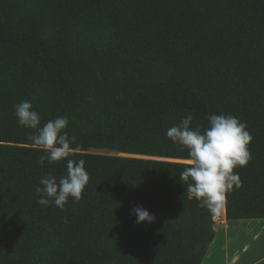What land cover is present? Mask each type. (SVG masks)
Wrapping results in <instances>:
<instances>
[{
    "label": "trees",
    "instance_id": "trees-1",
    "mask_svg": "<svg viewBox=\"0 0 264 264\" xmlns=\"http://www.w3.org/2000/svg\"><path fill=\"white\" fill-rule=\"evenodd\" d=\"M22 101L41 127L67 116L85 161L62 210L37 203L66 163H38ZM188 114L247 126L225 217L264 221V0H0V264H201L215 213L187 193L188 152L166 135ZM137 206L154 221L137 224Z\"/></svg>",
    "mask_w": 264,
    "mask_h": 264
},
{
    "label": "clouds",
    "instance_id": "clouds-1",
    "mask_svg": "<svg viewBox=\"0 0 264 264\" xmlns=\"http://www.w3.org/2000/svg\"><path fill=\"white\" fill-rule=\"evenodd\" d=\"M15 116L20 126L34 130V134H29L27 139L44 153L38 161L41 166L45 165V161L48 164L66 163V174L58 181L51 175L40 179L39 186L35 188L37 203L41 206L54 205L62 210L69 198L79 201L89 175L84 160L71 158L76 137H70L65 131L68 117H57L41 127L40 116L32 110L29 101L15 106ZM192 120V115H185L177 125L167 130L166 135L188 152L186 166L179 177L187 184V193L210 212L216 213L223 205L226 193L234 186L240 187V177L234 169L245 166L250 160L248 145L252 137L246 130L247 126L231 115H210L203 129L200 126L192 128ZM132 215L137 224H150L155 219L140 206L132 209Z\"/></svg>",
    "mask_w": 264,
    "mask_h": 264
},
{
    "label": "crops",
    "instance_id": "crops-1",
    "mask_svg": "<svg viewBox=\"0 0 264 264\" xmlns=\"http://www.w3.org/2000/svg\"><path fill=\"white\" fill-rule=\"evenodd\" d=\"M220 215L225 225L216 229L201 264H264V221L236 220L225 217V206Z\"/></svg>",
    "mask_w": 264,
    "mask_h": 264
},
{
    "label": "rangeland",
    "instance_id": "rangeland-1",
    "mask_svg": "<svg viewBox=\"0 0 264 264\" xmlns=\"http://www.w3.org/2000/svg\"><path fill=\"white\" fill-rule=\"evenodd\" d=\"M92 152L97 153V154H112V153H109L108 151H104V150H92ZM220 211H222V210L219 209L217 212L219 214V216H218L219 220L217 219V223L214 225V228H216V229H222V227L225 225L224 218L220 215Z\"/></svg>",
    "mask_w": 264,
    "mask_h": 264
},
{
    "label": "built area",
    "instance_id": "built-area-1",
    "mask_svg": "<svg viewBox=\"0 0 264 264\" xmlns=\"http://www.w3.org/2000/svg\"><path fill=\"white\" fill-rule=\"evenodd\" d=\"M219 214L216 212L215 215L213 216V223L214 225L217 223V219L219 220ZM221 219V218H220Z\"/></svg>",
    "mask_w": 264,
    "mask_h": 264
}]
</instances>
